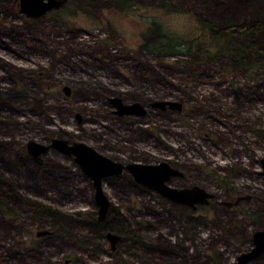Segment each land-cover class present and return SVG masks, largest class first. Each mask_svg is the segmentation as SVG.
<instances>
[{
	"label": "rangeland",
	"instance_id": "rangeland-1",
	"mask_svg": "<svg viewBox=\"0 0 264 264\" xmlns=\"http://www.w3.org/2000/svg\"><path fill=\"white\" fill-rule=\"evenodd\" d=\"M60 1L28 18L0 0V264H235L264 229V57L228 54L195 16L248 26L264 0ZM158 33L180 51L148 49ZM109 98L143 114L117 115ZM53 138L124 164L164 162L178 173L167 186L210 198L191 209L124 172L101 183L105 230L71 157L28 153Z\"/></svg>",
	"mask_w": 264,
	"mask_h": 264
},
{
	"label": "water",
	"instance_id": "water-1",
	"mask_svg": "<svg viewBox=\"0 0 264 264\" xmlns=\"http://www.w3.org/2000/svg\"><path fill=\"white\" fill-rule=\"evenodd\" d=\"M60 4V0H19V12L28 18H39L48 11L57 9ZM61 90L65 95H68V87L64 86ZM108 101L115 107L113 112L117 115L143 114L142 108L136 103L122 104L118 98H109ZM150 105L161 109L165 107L170 109L180 108L178 103L171 101H154ZM26 146L28 153L34 158H38L51 149L67 157H72L73 162L91 181L93 200L96 205V220L98 222H103L105 213L110 205L102 191V180L111 175H119L123 169L130 173L136 183L156 192L173 203L191 207L192 204H206L207 199L210 198L208 193L197 186L179 189L167 186L165 184L166 181L170 176L177 175V171L164 162L155 165L143 163H127L122 165L111 161L83 142L68 143L66 140L58 138H53L49 144H40L31 140ZM259 163L264 170V159H261ZM46 233V231H40L36 235L41 236ZM107 237L110 241H113L115 238L111 235H107ZM263 251L264 229L256 230L251 235V247L237 256L235 264H243L250 261L263 253Z\"/></svg>",
	"mask_w": 264,
	"mask_h": 264
},
{
	"label": "trees",
	"instance_id": "trees-1",
	"mask_svg": "<svg viewBox=\"0 0 264 264\" xmlns=\"http://www.w3.org/2000/svg\"><path fill=\"white\" fill-rule=\"evenodd\" d=\"M113 1H115L116 4H121L124 2V0ZM164 6V2L160 3V7ZM195 18L197 22L201 24L203 29H206L207 33L212 39L216 38L222 40V47H224L228 54L233 55L235 52L240 51L241 49L243 51L248 49L264 57V49L262 50L258 46L259 44L257 42V35L263 36L264 41V17H257V19L248 26L238 25L227 21L222 27L217 26L214 23L204 21L198 16H195ZM242 40L246 43L244 42V44L241 42ZM242 43L244 44L243 47L241 46ZM179 45L180 43L177 42L172 36L158 33L155 42L149 47L147 45V48L160 51L166 55H173L180 51L178 48ZM143 46H146V44Z\"/></svg>",
	"mask_w": 264,
	"mask_h": 264
},
{
	"label": "flooded vegetation",
	"instance_id": "flooded-vegetation-1",
	"mask_svg": "<svg viewBox=\"0 0 264 264\" xmlns=\"http://www.w3.org/2000/svg\"><path fill=\"white\" fill-rule=\"evenodd\" d=\"M101 154V153H100ZM72 158V157H71ZM108 158V157H107ZM110 159V158H109ZM73 160V159H72ZM111 160V159H110ZM111 161H113V162H117V161H114V160H111ZM117 163H120V162H117ZM136 163H138V162H136ZM120 164H122V165H125V164H127V163H120ZM143 164H146V163H143ZM155 164H158V163H154V164H151V165H155ZM172 169H174V168H172ZM175 170V169H174ZM124 172H127V173H129L127 170H122L121 171V173L119 174V175H111V176H108V177H105V178H109V177H113V176H116V177H119V176H121ZM130 174V173H129ZM178 174V173H177ZM132 177V176H131ZM174 177H176V175H174V176H170L169 177V179L170 178H174ZM104 178V179H105ZM169 179L167 180V181H169ZM148 189V188H147ZM148 190H150V189H148ZM152 191V190H151ZM159 195V194H158ZM160 196V195H159ZM161 197V196H160ZM171 202V201H170ZM173 203V202H172ZM207 204V203H206ZM206 204H192V206L190 207V206H187V205H182V206H186V207H190L191 209H195L197 206H202V205H206ZM181 205V204H180ZM228 206H230V204L228 205ZM97 219V218H96ZM99 224H101L102 225V227L106 230V229H109V227H105V223H103V222H99ZM261 254H264V251H263V253H261ZM260 254V255H261ZM258 257V256H257Z\"/></svg>",
	"mask_w": 264,
	"mask_h": 264
}]
</instances>
